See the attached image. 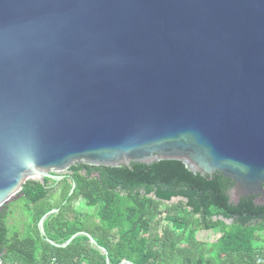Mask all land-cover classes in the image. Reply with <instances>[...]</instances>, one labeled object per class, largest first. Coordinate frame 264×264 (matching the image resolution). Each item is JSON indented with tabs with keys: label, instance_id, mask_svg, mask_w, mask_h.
Masks as SVG:
<instances>
[{
	"label": "water",
	"instance_id": "water-1",
	"mask_svg": "<svg viewBox=\"0 0 264 264\" xmlns=\"http://www.w3.org/2000/svg\"><path fill=\"white\" fill-rule=\"evenodd\" d=\"M159 161L264 205V0H0V207L74 165ZM81 236L109 264L86 233L44 241Z\"/></svg>",
	"mask_w": 264,
	"mask_h": 264
},
{
	"label": "trees",
	"instance_id": "trees-1",
	"mask_svg": "<svg viewBox=\"0 0 264 264\" xmlns=\"http://www.w3.org/2000/svg\"><path fill=\"white\" fill-rule=\"evenodd\" d=\"M233 187L218 173L193 174L176 161L128 168L74 165L58 183L26 181L17 201L0 207V261L105 264L86 237L62 249L44 241L62 245L86 233L106 250L109 264H264V205L254 197L231 203ZM171 199L183 202L173 205ZM54 209L43 222L42 238L37 223ZM209 232L217 236L211 243L196 237Z\"/></svg>",
	"mask_w": 264,
	"mask_h": 264
},
{
	"label": "rangeland",
	"instance_id": "rangeland-1",
	"mask_svg": "<svg viewBox=\"0 0 264 264\" xmlns=\"http://www.w3.org/2000/svg\"><path fill=\"white\" fill-rule=\"evenodd\" d=\"M65 173H66V172H65ZM65 173H63V174H65ZM32 180H33V181H36V179H32ZM15 201H17V198L14 197V198H12V200L9 201L7 204H12V203L15 202ZM180 202H183V201L180 200V199H175V200H172V201L170 202V204L175 205V204L180 203ZM80 208H82L84 211L87 210V212H90V210L87 209V208H85L83 205H81ZM21 215H23V214L21 213ZM11 229H12V228H11ZM196 237H197V239L200 240V241L211 243V242H212L217 236H216L215 234L209 232V233H200V234H198Z\"/></svg>",
	"mask_w": 264,
	"mask_h": 264
},
{
	"label": "flooded vegetation",
	"instance_id": "flooded-vegetation-1",
	"mask_svg": "<svg viewBox=\"0 0 264 264\" xmlns=\"http://www.w3.org/2000/svg\"><path fill=\"white\" fill-rule=\"evenodd\" d=\"M61 176L64 178V177L66 176V173H65V174H62ZM114 191H115V192H117V191L122 192V187H121V186H116V187L114 188ZM85 211H87V210H85ZM85 211H84V212H85Z\"/></svg>",
	"mask_w": 264,
	"mask_h": 264
},
{
	"label": "built area",
	"instance_id": "built-area-1",
	"mask_svg": "<svg viewBox=\"0 0 264 264\" xmlns=\"http://www.w3.org/2000/svg\"><path fill=\"white\" fill-rule=\"evenodd\" d=\"M0 264H12V263H4V262H1V261H0ZM51 264H58V263H57L56 261L52 260V261H51Z\"/></svg>",
	"mask_w": 264,
	"mask_h": 264
}]
</instances>
